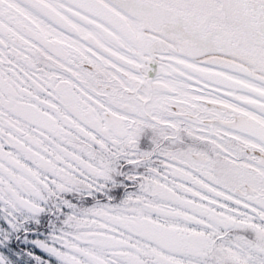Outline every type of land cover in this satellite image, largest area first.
<instances>
[{"label": "snow or ice", "instance_id": "6c2138e0", "mask_svg": "<svg viewBox=\"0 0 264 264\" xmlns=\"http://www.w3.org/2000/svg\"><path fill=\"white\" fill-rule=\"evenodd\" d=\"M0 264H264V0H0Z\"/></svg>", "mask_w": 264, "mask_h": 264}]
</instances>
